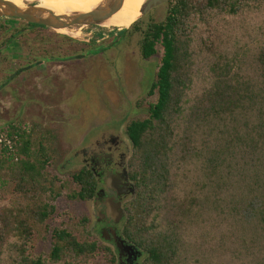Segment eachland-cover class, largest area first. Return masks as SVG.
I'll list each match as a JSON object with an SVG mask.
<instances>
[{
    "label": "trees",
    "instance_id": "trees-1",
    "mask_svg": "<svg viewBox=\"0 0 264 264\" xmlns=\"http://www.w3.org/2000/svg\"><path fill=\"white\" fill-rule=\"evenodd\" d=\"M167 6L164 19L149 22L142 32L143 58L156 53L157 42L163 49L148 91L156 93V101L149 105L146 118L126 125L130 144L126 173L134 194L127 196L122 218L111 227L117 237L139 251L138 264H188L192 250L201 247L194 236L185 243V236L192 234L188 223L193 222L192 210L201 209L207 221L213 223L214 218L227 228V237L241 244L225 262L264 264V0H168ZM209 17L228 24L239 21L248 34L244 32L241 38V49L215 51L220 60L212 66L213 79L198 99L207 106L201 107L202 114L213 111L206 131L199 129L204 123L190 126L198 105L192 106L188 119L183 118V127L175 119L185 104L180 91L184 82L177 74L179 61L185 62L187 56L181 35L197 23L206 24ZM137 23L130 29H136ZM128 31L116 30L115 37ZM0 132L21 141L15 154L0 148V162L17 165L15 174H10L17 203L0 208V264H121L125 254H119L111 234V239L101 234L107 228L95 208L101 185L93 171L82 165L55 194L66 187L69 198L91 201L92 234L70 224L47 226L55 206L41 198L55 187L54 182L40 184L36 164L18 158L21 153L28 155L31 144L24 129L10 125ZM39 150L44 153L45 146L39 144ZM171 151L175 159L187 161L191 174L178 178L170 172ZM48 160L44 156L41 168ZM42 224L45 232L38 246L36 233Z\"/></svg>",
    "mask_w": 264,
    "mask_h": 264
},
{
    "label": "rangeland",
    "instance_id": "rangeland-1",
    "mask_svg": "<svg viewBox=\"0 0 264 264\" xmlns=\"http://www.w3.org/2000/svg\"><path fill=\"white\" fill-rule=\"evenodd\" d=\"M167 7L165 2L150 9L137 21L136 29H130L132 23L128 32L117 37L116 29L97 24L72 25L66 28L67 34L45 26L31 27L20 19L0 18V128L8 130L12 125L24 129L31 144L28 155L21 153L18 158L23 156L36 164L40 184L50 186L54 182L55 187L41 198L42 202L55 206L47 226L70 224L71 228L80 226L85 234H92L91 201L69 198L66 187L55 195L57 187L66 186L70 176L82 166V157H91L92 150L85 147L96 144L97 140L102 143L110 136L122 135L130 150L126 125L131 120L146 118L149 105L156 101V93L149 95L148 91L163 53L157 42L156 53L143 58L142 32L149 22L162 21ZM217 19L209 17L206 24L197 23L194 28L188 27L191 32L181 35L187 56L177 66V74L184 82L180 91L185 99V104H180L184 111L175 119L180 127L183 118L192 115V106L198 105L200 110H196L193 120L189 119V125L193 128L204 123L199 129L208 131L211 125L207 120L213 111L202 114L201 107L207 106L198 99L213 79L212 66L220 60L215 51L241 49V38L244 32L248 34L247 28L241 29L239 21L230 20L228 24ZM200 115L204 119L201 123ZM20 144V139L18 142L16 139L13 154ZM39 144L45 146L44 153L39 150ZM174 153L168 154L170 172L178 178L191 174L187 171L190 167L187 161L175 159ZM44 156L49 160L41 168L39 163ZM16 166L9 161L0 162V208L17 203L10 179ZM7 178V183H3ZM51 195L55 198L51 199ZM192 212L193 222L188 223L192 234L185 236V243L194 236L201 247L192 250L188 264H229L225 261L229 255H236L234 249L241 244L224 234L227 228L215 221L213 213L211 223L204 210L194 208ZM81 217L85 222H81ZM44 232L42 224L36 233L38 246Z\"/></svg>",
    "mask_w": 264,
    "mask_h": 264
},
{
    "label": "water",
    "instance_id": "water-1",
    "mask_svg": "<svg viewBox=\"0 0 264 264\" xmlns=\"http://www.w3.org/2000/svg\"><path fill=\"white\" fill-rule=\"evenodd\" d=\"M122 2L123 0H115L112 3H110L105 10H91L88 13L77 14L69 18H63L61 16L54 15V13L49 10H48V15H49L48 18H37L28 12L20 10L14 3L10 1L0 0V6H4L8 10V12L0 11V18L4 17V18L20 19L26 23L37 24V25L52 28L54 30L59 29V28H68L69 26L76 25V24H80V25L81 24H97L99 25L100 21L105 20L109 18L111 15H113L114 13H116L120 9ZM165 2H168V0H145L139 10L140 15L143 16L150 9L158 5H161ZM26 6L30 7L32 6V4L26 5ZM88 17H91L92 19L87 20ZM139 19L140 18H138L136 21H138ZM114 29L121 30L117 28H114ZM123 29H128V28H123ZM117 183H118L117 180L114 183L112 182L111 179L106 180V186L111 189H116V192L118 188L116 186ZM133 190H134L133 188H130L129 191L132 193ZM117 194H119V190ZM99 195L100 193L98 192V196ZM104 206H105V211L103 213L101 212L97 213L98 220H100L104 216H107L114 223H118L123 214L122 210L119 209L120 204L113 201L112 198H107L104 201ZM101 234L106 239H111L110 237V234H111L112 239L115 241L116 247L119 250V254L128 255L129 260L131 259L132 261L131 263L137 260V257L140 254L139 251L135 250L133 246L126 244L122 239L117 237L115 234V230L113 228H107V229L103 228L101 229ZM134 264H138V263L135 262Z\"/></svg>",
    "mask_w": 264,
    "mask_h": 264
},
{
    "label": "flooded vegetation",
    "instance_id": "flooded-vegetation-1",
    "mask_svg": "<svg viewBox=\"0 0 264 264\" xmlns=\"http://www.w3.org/2000/svg\"><path fill=\"white\" fill-rule=\"evenodd\" d=\"M127 143L122 135L119 136L116 134V137L110 136L107 140H103L102 143L97 140L96 144L85 147V149L92 150V155L90 158L82 157V165L87 166L93 171L101 185L98 190L100 195L96 197L94 202L97 213H103L105 211L104 201L107 198H112L113 201L119 203V209L123 212V203H125L126 197L132 194L129 190L130 188L134 189V187L128 180L126 173V154L129 151ZM107 179H111L113 183L116 180L118 181L116 186L118 187L117 192L119 190V194H117L116 189H111L106 186ZM101 220L106 225V228H112L111 226L114 222L107 216H104ZM131 262L128 255H122L121 264L135 263V261L133 263Z\"/></svg>",
    "mask_w": 264,
    "mask_h": 264
},
{
    "label": "bare ground",
    "instance_id": "bare-ground-1",
    "mask_svg": "<svg viewBox=\"0 0 264 264\" xmlns=\"http://www.w3.org/2000/svg\"><path fill=\"white\" fill-rule=\"evenodd\" d=\"M14 3L20 10L32 14L34 17L42 16L48 18V10L54 15L69 18L81 13H88L91 10H105L107 6L115 0H5ZM36 1L29 5V2ZM145 0H123L120 9L109 18L99 22L104 28H128L138 18H140V8ZM1 12H8L4 6H0ZM88 17L87 20H91ZM83 26V25H82ZM85 27V26H84ZM90 27V26H89ZM61 33L66 32V28L56 29ZM67 33V32H66ZM68 34V33H67ZM78 34V33H77Z\"/></svg>",
    "mask_w": 264,
    "mask_h": 264
},
{
    "label": "built area",
    "instance_id": "built-area-1",
    "mask_svg": "<svg viewBox=\"0 0 264 264\" xmlns=\"http://www.w3.org/2000/svg\"><path fill=\"white\" fill-rule=\"evenodd\" d=\"M13 146L15 148V136L12 137V139L10 137L7 136L6 132L0 133V148L1 147H7L8 150H12Z\"/></svg>",
    "mask_w": 264,
    "mask_h": 264
},
{
    "label": "clouds",
    "instance_id": "clouds-1",
    "mask_svg": "<svg viewBox=\"0 0 264 264\" xmlns=\"http://www.w3.org/2000/svg\"><path fill=\"white\" fill-rule=\"evenodd\" d=\"M17 137L15 136V141H16Z\"/></svg>",
    "mask_w": 264,
    "mask_h": 264
}]
</instances>
